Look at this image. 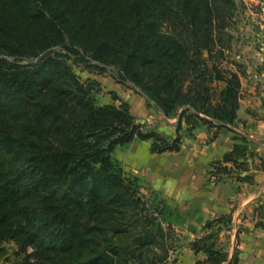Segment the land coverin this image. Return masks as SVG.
Wrapping results in <instances>:
<instances>
[{"label":"trees","instance_id":"obj_1","mask_svg":"<svg viewBox=\"0 0 264 264\" xmlns=\"http://www.w3.org/2000/svg\"><path fill=\"white\" fill-rule=\"evenodd\" d=\"M235 10V0H0V257L12 241L28 264L167 261V202L146 197L113 153L136 141L178 152L202 126L211 138L235 126L242 69L225 55ZM76 68L114 71L177 118L175 134L145 130L114 93L118 105L100 103L101 83ZM232 132L207 171L215 183L252 177L251 140ZM231 220L204 221L188 243L202 253L193 264H239L220 241Z\"/></svg>","mask_w":264,"mask_h":264},{"label":"rangeland","instance_id":"obj_2","mask_svg":"<svg viewBox=\"0 0 264 264\" xmlns=\"http://www.w3.org/2000/svg\"><path fill=\"white\" fill-rule=\"evenodd\" d=\"M235 2L236 10L229 28V32L233 36L232 45L230 49L225 51V55L229 61H237L240 64V68L242 69L240 79L242 83L241 98L248 100V97L245 96L248 95L247 91L249 89L253 91H264V0H235ZM224 64L226 65V62ZM76 71L83 79L92 77L101 83L102 92L98 97L100 103L114 102V104L118 105L119 101L112 99L111 94L114 93L121 100L129 103L131 112L137 117L140 123H143L145 130L152 129L157 132L159 130L165 136H173L175 134L177 118L165 117L151 102L146 100V97L133 84L118 80L114 71L110 70L103 74L88 73L86 71H80L78 68H76ZM261 72L263 73L262 78L258 79V74ZM247 113L251 114V116H256L257 119L264 120V101L262 108H253L252 111L247 109ZM237 124H244V121L238 117V111L235 127ZM230 129L232 130V128ZM261 142H264V139ZM261 142L258 145L264 147ZM149 145V141H136L126 147L117 148L113 156L122 163L127 175L140 177L141 192L146 197H149V199L154 196L168 198V202L166 201L167 210L171 213L170 222L172 223V232L169 236L168 245L171 248L168 259L163 264H193L197 258H202V253L194 254L195 252L189 248L188 243L201 234V226L204 221H197L199 215L193 213L195 208L187 206L182 212L177 209L173 199L176 197V193H174L176 185L167 183L169 180H174V175H178L174 173L173 169L181 167L182 163L186 161V158L182 154H176L177 152H172L171 154H168V152L151 153L149 151ZM254 145V142L251 141L249 147L255 154L253 157L255 160L250 165H253V168L257 169L262 164L260 159L264 161V155L259 156L256 152L257 147ZM198 169L199 171H203L201 166L195 168V171ZM258 170L262 169L258 168ZM155 171L161 177L158 182L154 181L156 183L152 184L147 180V175ZM251 180L252 177L249 181L245 182L248 183ZM156 191H160L161 194ZM189 195L184 193L183 198L190 201ZM201 196H203L201 199H205L203 194ZM257 211L264 214L263 206H260ZM258 212L256 215L259 218L261 213L259 214ZM241 215L243 217H252V214L247 208H244L240 212L239 217ZM261 217H264V215ZM236 225L238 226L236 236H238V232L243 227H240V224ZM194 230L196 231L195 234L192 233ZM220 241L229 254L233 252L234 246H238V238H234L233 234L232 220L228 229L221 230ZM3 246L5 253L0 257V264H28L23 256L19 255L18 248L14 242H6Z\"/></svg>","mask_w":264,"mask_h":264},{"label":"crops","instance_id":"obj_3","mask_svg":"<svg viewBox=\"0 0 264 264\" xmlns=\"http://www.w3.org/2000/svg\"><path fill=\"white\" fill-rule=\"evenodd\" d=\"M262 75V72L259 73L257 78H262ZM247 92L248 95L245 97H248V100L241 98V108L238 110V117L244 121V124L231 127L235 131L244 132L261 142L264 139V120L251 116L247 113V109L252 111L253 108H262L264 91L249 89ZM213 130L207 129L206 126L196 129L194 135L185 139L180 151L176 153L185 156L186 161L182 165L180 164L181 167L173 169L174 173L178 174L174 175V180L167 181L170 185L172 183L176 185L174 189L176 197L173 198L176 204L174 205L180 212L187 206L195 208L193 213L199 215L197 221L232 214L234 238L238 227L236 224L243 227L237 236V247L241 251L239 264H264V217H261L264 214L257 211L260 206H263L264 209V169L258 170L251 165L252 180L248 183L237 181L234 177L225 178L216 183L212 178L208 180L206 174L210 169V163L220 159L221 155L229 151L234 143L233 132L230 128L219 130L216 136L211 138ZM158 132L162 134L159 130ZM261 143L264 145V142ZM254 144L257 147V154L263 156L264 147H260L255 142ZM253 160L255 159L253 158ZM186 166L187 168H185ZM200 166L203 171H199V169L195 171V168ZM147 177V180L154 184L160 180L161 176L155 171L149 173ZM184 193L190 194V201L183 198ZM202 194L205 199H201ZM162 198L166 201L168 199L164 196ZM244 208H247L252 214L251 218L242 215L239 217ZM255 208L257 209L255 210ZM257 212L261 213L259 218L256 215ZM258 223L261 225H257Z\"/></svg>","mask_w":264,"mask_h":264},{"label":"water","instance_id":"obj_4","mask_svg":"<svg viewBox=\"0 0 264 264\" xmlns=\"http://www.w3.org/2000/svg\"><path fill=\"white\" fill-rule=\"evenodd\" d=\"M141 93H142V92H141ZM142 94L146 97V100H148L149 102L153 103L152 100H151L150 98H148L144 93H142ZM222 124H223V123H222ZM223 125L226 126V127H230V128H232V127H231L230 125H228V124H223ZM232 130H234V129L232 128ZM239 133L242 134V135L244 134V132H243V133L239 132ZM244 136H246L247 138H249L251 141L260 144L259 141H257L256 139L250 137L249 135L244 134Z\"/></svg>","mask_w":264,"mask_h":264}]
</instances>
